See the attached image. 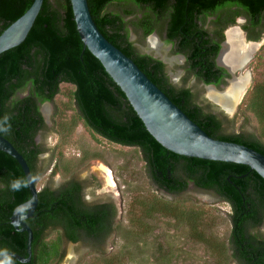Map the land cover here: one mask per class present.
Wrapping results in <instances>:
<instances>
[{"label": "trees", "instance_id": "obj_1", "mask_svg": "<svg viewBox=\"0 0 264 264\" xmlns=\"http://www.w3.org/2000/svg\"><path fill=\"white\" fill-rule=\"evenodd\" d=\"M33 1L0 0V35L27 12ZM87 1L93 21L103 36L133 60L191 121L214 139L243 145L264 155V143L258 137L223 134V123L214 114L204 113V109L195 103V95L190 89H178L169 82L162 62L138 52L130 41L129 28L147 38L165 22L166 41L174 42L177 52L187 55L189 70L199 81L218 83L217 72L224 71L215 68L217 50L204 39L205 32L198 28L199 19L219 12L220 17L226 14L225 22L234 23L238 16H245L251 25L250 31L261 27V35L264 31V24H261L264 0ZM115 4H122L121 10L109 11L108 7ZM256 35L259 39L260 35ZM64 84L74 88L69 97L70 102L75 101L77 110L73 127L82 122L109 143L141 151L146 173L159 191L178 196L192 184L199 190L214 192L231 207L228 240L231 256L227 259L238 264H264V237L257 232L264 224V179L247 166L187 158L163 148L147 132L125 94L101 63L84 47L70 0H44L26 40L0 55V118L7 116L11 125L10 132L0 135L21 153L32 175L40 176L41 173L39 157L44 149L37 143V137L47 129L42 106L54 104L58 95H65L61 91ZM246 104V109L258 121L261 138H264V84L252 87ZM55 123L58 131L59 128L66 131L62 124ZM70 134L67 130L62 141L66 142V136L70 137ZM86 160L71 162L65 167L66 172ZM23 177L18 162L0 151V248L27 257V234L15 231L10 222L15 208L31 198L28 187L19 192L9 190L10 180ZM140 204L145 219L155 214L181 218L190 225L193 238L212 246L211 238L204 230H198L201 213L190 206L186 209L158 197ZM115 216L111 204H85L82 186L77 181H68L56 190L44 187L38 193L33 218L26 221L34 237L32 263L61 261L64 237L74 242L92 241L99 248L113 233ZM50 227L51 230L61 227L63 233L56 230L58 237L44 238L45 230ZM223 249L221 245L220 254ZM13 262L20 264L14 258Z\"/></svg>", "mask_w": 264, "mask_h": 264}, {"label": "rangeland", "instance_id": "obj_2", "mask_svg": "<svg viewBox=\"0 0 264 264\" xmlns=\"http://www.w3.org/2000/svg\"><path fill=\"white\" fill-rule=\"evenodd\" d=\"M121 8L122 4H115L108 7V10L120 11ZM129 28L131 41L138 51L153 54L154 50L151 46L154 44L155 47L162 48V58L168 56L169 47L164 44V31L159 35L154 34L150 40H147L132 27ZM232 29L241 28L240 25H236ZM179 59L178 57L177 60ZM180 64L177 62L170 65L168 74L176 80V83L178 82L179 86L191 90L194 84L191 81L184 84L181 80L186 77V73L185 65ZM246 72H249L248 84L237 104L234 105L232 113L224 114L220 108L218 110L217 106L208 102L204 98L202 88L193 89L194 100L208 113L219 112V118L223 123V134L258 137L264 143L258 121L246 109V100L252 87L256 84H264V41L245 66ZM190 77L191 75L187 79L191 80ZM73 90L70 85H62L61 91L65 95H58L54 104L47 103L42 106L47 129L40 132L37 137V143L44 149L39 163L41 173L37 189L41 191L44 187H49L56 190L68 181H79L89 187L96 172L98 175L102 174L101 171L105 173L107 180V173L103 169L106 167L111 171L115 185L93 193L88 202L94 204L111 201L116 217L113 233L99 252H94L86 246L67 244L64 261L62 263L54 261L51 264H107L106 262L109 261L113 264H238L232 259H227L231 256L228 241L231 233L230 205L215 194L199 190L192 184L185 193L178 196L157 190L146 173L141 151L109 143L92 133L82 122H78L73 127V118L77 113L75 101L70 102L69 99ZM210 90L212 89H208V95ZM55 122L62 124L68 133L71 131L70 137L66 136V142L62 141L66 131L63 128H59L58 131ZM81 159L87 160L76 165L72 171L66 172L65 167L68 164L73 161L76 163ZM152 197L170 201L180 207L190 206V209L200 212L201 218L198 222L201 227L198 230H204L206 236L211 238L212 246L193 238L190 225L181 218L155 214L145 219L140 202ZM135 219L137 222L134 221ZM147 228L149 229L146 230ZM257 231L264 237V225ZM56 237H58L56 230H50L46 234L49 240ZM221 245L224 246L222 254L219 253Z\"/></svg>", "mask_w": 264, "mask_h": 264}, {"label": "water", "instance_id": "obj_3", "mask_svg": "<svg viewBox=\"0 0 264 264\" xmlns=\"http://www.w3.org/2000/svg\"><path fill=\"white\" fill-rule=\"evenodd\" d=\"M70 2L76 29L84 47L101 63L106 73L125 94L147 132L163 148L187 158L247 166L264 179V155L246 146L210 137L191 121L139 69L133 60L103 36L93 21L87 0H70ZM43 3L44 0H34L27 12L0 35V55L20 46L26 40ZM227 44L229 45L228 41L225 45ZM260 45L261 43H249L247 47L252 49L251 54L244 63H240L237 68L234 67L232 73L242 70ZM228 48L232 47L229 46ZM245 79V86L240 92V97L248 84V74ZM243 80L240 78L238 82H243ZM223 110L225 109L223 108ZM226 112L232 113L231 111ZM0 151L18 162L24 176L32 175L21 153L2 135H0ZM28 189L31 194V198L28 200L32 201L31 209L26 211L23 219L14 215V211L10 218L11 225L17 232L27 234L28 257L24 259L21 256L12 254L13 258L21 264L29 263L32 256L33 231L25 221L34 216L38 206L39 190L37 189V183L29 185ZM27 202L23 203L26 208Z\"/></svg>", "mask_w": 264, "mask_h": 264}, {"label": "flooded vegetation", "instance_id": "obj_4", "mask_svg": "<svg viewBox=\"0 0 264 264\" xmlns=\"http://www.w3.org/2000/svg\"><path fill=\"white\" fill-rule=\"evenodd\" d=\"M225 15L220 17L219 16V12H218V13H216L214 15H209V16H206V17H204L202 19H199V22H198L199 30L205 32V38L204 39L205 40H209L211 42L213 48H215L214 50L215 51L217 50V52H216L217 54L214 57V63H215V66H216L215 68H217V69L220 68V69H222L224 71L223 73H222V71H221V73L217 72V76L220 77V82H218V83L206 84V83H204L202 81H199L196 78L195 74L192 71L189 70L190 66H189V60L187 59V55H185L183 53H178L174 42L172 43V42H167L166 41V32H165V30L167 28V24L165 22L161 23L159 29L157 28L151 35H149L147 37V40H150L151 36H153L154 34L159 35V33L161 31H164V44H165L166 47H169V50L167 52L168 56H165V57L162 58L161 57L162 48L160 46L155 47L154 44L151 46L152 49L154 50L153 54L144 53V52H140V51H138V52L141 53V54L149 55L153 59L162 62L165 65L164 72H165L166 76L168 77L169 82L171 84H173L174 86H176L178 89H181L182 86H179L178 82L176 83V80H174L172 77L169 76L167 70H168L170 65L176 64L177 62L180 64V62H181L183 65H185L184 70H185V73H186V77L181 79L182 82L184 84H186L188 81H191L194 84V86L191 87V91L192 92H193V89H195V88H198V89L202 88L203 91H204V94H205L204 98L208 102H211L215 106H217L218 110L220 108L224 112V114H230L229 112L227 113L226 111H224L222 106H220L218 103H216L213 100H211L210 97H208L209 96L208 95V89L212 88V91L213 92L215 91V93L216 92H219V93L223 92L227 88H230L232 86L234 80H237V81H234L235 84H236V82L237 83H241V82H238V81H240V78L245 80V78H247V73H249V72L245 73V67L242 70H240V71H236L235 73H232L234 67H236L235 65L232 64V62H234L235 56H238L239 54L237 53L236 50L228 48L230 45H228V44L225 45L227 43V41L229 43L228 36H227L228 32H229V30H233L232 29L233 26L240 25L241 29H239V30L237 29V31L241 34L240 37H241L242 40L241 39L240 40L244 42L243 43L244 47L249 48V47H247V45L249 43H261L262 44V42L264 41V31L263 32L261 31L262 34L260 35L259 30H261V27H258L256 29H252L253 32H251L250 31L251 25L249 23V20L245 16H238L235 19V22L232 23V22H225ZM261 24H264V15H263V19H262ZM256 34L260 35L259 39H256V36H257ZM151 40H153V38ZM130 41H131V38H130ZM210 51H213V49L211 48ZM170 53H174V55H170ZM230 53L232 54V56H231L232 58H231V63H228V62L225 61V57H226L227 54L229 55ZM178 57L180 58L179 61L177 60ZM182 64H180V65H182ZM247 64H246V66H247ZM188 74L191 75V77H190V78H192L191 80L187 79V77H189ZM197 105L202 107L201 104H199L198 102H197ZM221 110H220V112H221ZM204 113H208V112H206V110H204ZM211 114H214L218 118V120L222 122V119L219 118V112H212ZM222 129H223V124H222ZM41 157H42V155H40L39 159H41ZM99 171H101V170H99ZM101 173L102 174H99V175L97 174V172L95 173V175L93 174V178L91 179L92 183L90 182L89 187L88 186L86 187L84 185V183H81V182L78 181V183L82 186V200L84 201L85 204H87L89 206H101V205L111 204V201H108V202H105V201L104 202H97V203H94V204H91V203L88 202V199L90 198V196L93 193H95L97 191L99 192V191H101V190H103L105 188H111V186L107 185L105 173H103L102 171H101ZM209 192L215 194L212 191H209ZM32 218H30V219H32ZM114 220H113V225H114ZM262 226H260L259 229ZM51 229H53V228L50 227L48 230H45V233L43 235L44 238L46 237L47 232L50 231ZM55 230H58L60 233H63V230H62L61 227H58ZM110 237L111 236L109 235L106 238V240L104 239L102 245H100L99 248L97 246H95V243H93L92 241L77 240V241L74 242V241L64 237L63 245H62L64 254H63V257H62L60 262L62 263L64 261L63 259H64L65 255H66V245L67 244H72V245H77V246L78 245L86 246L88 248H91L94 252L95 251L99 252L102 249L103 245L106 243V241ZM97 249H99V250H97ZM21 257L25 259L28 256L27 257L21 256ZM32 262H33V252H32V256H31L30 262L27 263V264H33Z\"/></svg>", "mask_w": 264, "mask_h": 264}, {"label": "bare ground", "instance_id": "obj_5", "mask_svg": "<svg viewBox=\"0 0 264 264\" xmlns=\"http://www.w3.org/2000/svg\"><path fill=\"white\" fill-rule=\"evenodd\" d=\"M240 33L233 29L228 32V40H229V45L232 47L231 49H234L237 51L239 54L238 56H235L234 62H232L233 65L236 67L240 65V63H244L247 59V57L251 54L252 49L251 48H246L243 46V42L241 41ZM241 39V40H240ZM153 44V43H152ZM158 45V44H157ZM157 47V46H156ZM255 48V47H252ZM241 52V53H240ZM228 55V54H227ZM226 55L225 61L228 63H231V56L232 54L230 53L228 56ZM224 59V58H223ZM246 80V79H245ZM245 80L241 83H231L232 86L228 88V91L225 90V92H220V93H215V91H209V97L211 100L214 102L218 103L220 106H222L226 111H231L234 108V105L237 104V100H239V95L241 90L245 86ZM105 167V166H104ZM102 168V167H101ZM104 172L107 173V184L111 187L115 185L113 175L110 170L103 168Z\"/></svg>", "mask_w": 264, "mask_h": 264}, {"label": "clouds", "instance_id": "obj_6", "mask_svg": "<svg viewBox=\"0 0 264 264\" xmlns=\"http://www.w3.org/2000/svg\"><path fill=\"white\" fill-rule=\"evenodd\" d=\"M11 125L9 123L8 117L4 116L0 118V134H6L10 132ZM39 180L38 175H27L23 178H15L10 180L9 182V190L12 192H19L24 188L29 187V185L37 183ZM32 201L27 202V208L24 204L18 205L17 208L14 210V215L18 218L23 219L24 214L26 211L31 209ZM0 264H14L13 262V255L9 252L6 248H0Z\"/></svg>", "mask_w": 264, "mask_h": 264}]
</instances>
